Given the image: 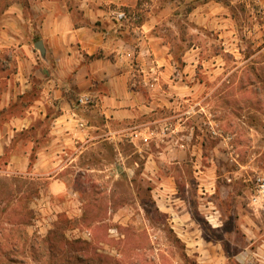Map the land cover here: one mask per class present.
I'll list each match as a JSON object with an SVG mask.
<instances>
[{"label":"crops","instance_id":"obj_1","mask_svg":"<svg viewBox=\"0 0 264 264\" xmlns=\"http://www.w3.org/2000/svg\"><path fill=\"white\" fill-rule=\"evenodd\" d=\"M235 1L0 0V54L5 52L0 60V162L5 160V173H55L49 184L52 199L69 191L59 175L76 168L85 153L95 152L119 172L133 156L143 158L145 170L152 172L164 162H185L182 148L171 146L168 154L143 151L139 131L164 126L169 110L198 99L201 82L187 75L197 67L198 49L185 47L186 33L204 29L227 39L235 28ZM245 1L264 14V0ZM120 11L128 20L113 17ZM87 96L93 105L80 103ZM191 112L181 114L180 121ZM174 128L185 131V123ZM161 181L163 190L157 192L165 194L172 181ZM240 191L225 197L222 213L210 200V225L219 230L223 215L232 218L246 243L227 260L264 264V203L254 202L259 191L253 193L246 181ZM175 228L186 231L183 224Z\"/></svg>","mask_w":264,"mask_h":264},{"label":"rangeland","instance_id":"obj_2","mask_svg":"<svg viewBox=\"0 0 264 264\" xmlns=\"http://www.w3.org/2000/svg\"><path fill=\"white\" fill-rule=\"evenodd\" d=\"M253 5L235 1V28L227 39L204 29L186 33L185 47L198 49L197 67L187 74L201 82L198 99L169 110L168 123L184 122L185 131L158 134L149 148L142 146L146 153L168 154L183 144L185 162L170 160L152 172L133 156L119 172L95 152L85 153L76 168L59 175L69 191L52 199L55 173L30 169L26 176H8L0 162V264H9L5 246L18 248L13 264H237L227 258L241 250L246 236L224 215L223 227L213 230L209 202L222 213L225 197L239 194L245 181L256 193L257 179L264 178V14ZM164 177L172 186L160 194ZM234 184V190L226 186ZM76 240L87 245H69Z\"/></svg>","mask_w":264,"mask_h":264},{"label":"built area","instance_id":"obj_3","mask_svg":"<svg viewBox=\"0 0 264 264\" xmlns=\"http://www.w3.org/2000/svg\"><path fill=\"white\" fill-rule=\"evenodd\" d=\"M113 17L121 22H124L126 20H128V16L125 12H115L113 14ZM81 104H85V105H93L94 104V99L91 97H83L80 100ZM157 131H160L159 133ZM175 132V128L174 125L171 123H167L164 126L158 128V129H150V130H146L144 135L143 133L139 134L142 136L141 140L143 141L142 146L148 147L150 146V141L152 140L153 137L157 136L158 134H163V135H167L169 132ZM140 138V136H139ZM178 144V143H177ZM180 148L184 149L185 146L183 144H181ZM144 150V149H143ZM257 183H258V191H259V195L257 196V198L254 199V202H257L258 199L262 200V202L264 203V178L259 177L257 179Z\"/></svg>","mask_w":264,"mask_h":264},{"label":"trees","instance_id":"obj_4","mask_svg":"<svg viewBox=\"0 0 264 264\" xmlns=\"http://www.w3.org/2000/svg\"><path fill=\"white\" fill-rule=\"evenodd\" d=\"M69 245H76V246H81V245H87V243L83 240H76L74 242H69ZM26 250V249H25ZM32 250V248L30 249ZM16 251H18V248L16 247H11V246H5V260L9 263V264H13V256L16 253ZM26 253L28 254V251H26ZM25 254V253H24Z\"/></svg>","mask_w":264,"mask_h":264},{"label":"water","instance_id":"obj_5","mask_svg":"<svg viewBox=\"0 0 264 264\" xmlns=\"http://www.w3.org/2000/svg\"><path fill=\"white\" fill-rule=\"evenodd\" d=\"M36 47H37V49H39V50L43 51V49H41L39 46H36Z\"/></svg>","mask_w":264,"mask_h":264}]
</instances>
